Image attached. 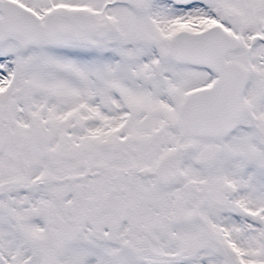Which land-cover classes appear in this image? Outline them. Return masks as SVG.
<instances>
[{"label":"snow or ice","instance_id":"snow-or-ice-1","mask_svg":"<svg viewBox=\"0 0 264 264\" xmlns=\"http://www.w3.org/2000/svg\"><path fill=\"white\" fill-rule=\"evenodd\" d=\"M0 264H264V0H0Z\"/></svg>","mask_w":264,"mask_h":264}]
</instances>
